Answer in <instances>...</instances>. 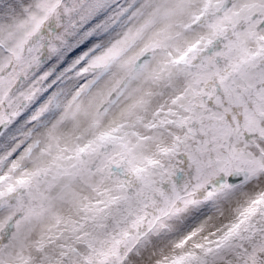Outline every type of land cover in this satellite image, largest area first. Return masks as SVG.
I'll return each mask as SVG.
<instances>
[{
	"label": "snow or ice",
	"instance_id": "obj_1",
	"mask_svg": "<svg viewBox=\"0 0 264 264\" xmlns=\"http://www.w3.org/2000/svg\"><path fill=\"white\" fill-rule=\"evenodd\" d=\"M0 264H264V0H0Z\"/></svg>",
	"mask_w": 264,
	"mask_h": 264
},
{
	"label": "rangeland",
	"instance_id": "obj_2",
	"mask_svg": "<svg viewBox=\"0 0 264 264\" xmlns=\"http://www.w3.org/2000/svg\"><path fill=\"white\" fill-rule=\"evenodd\" d=\"M141 21H135L134 24L132 25L133 27L135 26V24H138Z\"/></svg>",
	"mask_w": 264,
	"mask_h": 264
}]
</instances>
